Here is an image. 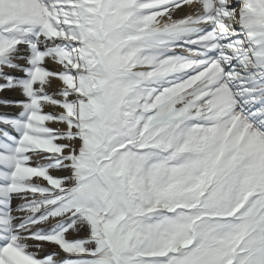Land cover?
I'll return each instance as SVG.
<instances>
[{"label": "snow or ice", "instance_id": "obj_1", "mask_svg": "<svg viewBox=\"0 0 264 264\" xmlns=\"http://www.w3.org/2000/svg\"><path fill=\"white\" fill-rule=\"evenodd\" d=\"M4 91L0 264H264V0H0Z\"/></svg>", "mask_w": 264, "mask_h": 264}, {"label": "bare ground", "instance_id": "obj_2", "mask_svg": "<svg viewBox=\"0 0 264 264\" xmlns=\"http://www.w3.org/2000/svg\"><path fill=\"white\" fill-rule=\"evenodd\" d=\"M188 9L187 7L184 8V13H187ZM184 13H177L176 16L182 15ZM0 97H2V99H8V100H20L22 99V97L12 91H4V92H0ZM46 111L48 109H45ZM19 111L18 108L16 107H11V106H5L3 104L0 105V112L6 113V114H16ZM52 249H48V251H51ZM41 255H43V253H41Z\"/></svg>", "mask_w": 264, "mask_h": 264}, {"label": "rangeland", "instance_id": "obj_3", "mask_svg": "<svg viewBox=\"0 0 264 264\" xmlns=\"http://www.w3.org/2000/svg\"><path fill=\"white\" fill-rule=\"evenodd\" d=\"M176 18V17H175Z\"/></svg>", "mask_w": 264, "mask_h": 264}]
</instances>
